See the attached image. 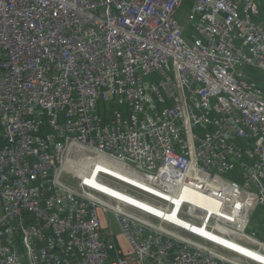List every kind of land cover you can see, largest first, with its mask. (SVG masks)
<instances>
[{"label": "built area", "instance_id": "2783aa9c", "mask_svg": "<svg viewBox=\"0 0 264 264\" xmlns=\"http://www.w3.org/2000/svg\"><path fill=\"white\" fill-rule=\"evenodd\" d=\"M184 1L55 0L62 264H239L88 179L64 181L74 148L133 172L138 201L264 243L247 220L264 212V0H188V30ZM48 34L46 0H0V264L26 249L53 264Z\"/></svg>", "mask_w": 264, "mask_h": 264}, {"label": "rangeland", "instance_id": "374dc122", "mask_svg": "<svg viewBox=\"0 0 264 264\" xmlns=\"http://www.w3.org/2000/svg\"><path fill=\"white\" fill-rule=\"evenodd\" d=\"M190 10V2L185 0L176 15L180 25L184 26L186 30H188L190 27V22L188 19H186L191 14ZM192 19L195 20L194 17H192ZM255 78L258 83L261 84L263 82V78L258 73H255ZM73 154L74 156L69 157V161L66 164H68L67 168H70L72 174L74 175L70 177L65 176L63 178L64 181L76 185L80 180V183H84L86 179H88L90 183L93 184V186L103 190L104 192H107L111 197H116L125 203L129 202L130 204L137 206L148 213L154 214L156 217H159L166 222L169 221L174 225L182 226V229H184L186 232H190L186 235L187 237L193 241L202 243L207 249L217 251L218 253H223L226 257H230L233 261H236L239 264H264V243L254 242L255 246L257 247L245 246L239 242L237 243L229 239L227 240L225 238H221L222 236L216 235L209 230H204L203 228L200 229L198 227L192 226L188 222L186 223L182 220L180 221L178 218L174 217V213H172V215L169 213L164 214L162 211L155 209L153 205L141 202L142 200H137L141 199V196L138 195L139 192L136 190V187L139 184V179L133 172L123 169L120 166L114 165L113 163L106 160L105 165L103 163H99V161H102L101 159L85 151L74 150ZM59 172L60 164L58 171V184H60ZM166 197L167 200L174 203V211H176V207L179 206L180 202L176 199H172L171 196ZM105 201L108 202L107 199ZM193 202L195 201L193 200ZM99 220L100 223H102L103 230H108L111 232L118 246L122 250L127 248L129 250L128 245L123 241V238L120 234L114 214L110 211H107L105 217H103L101 214L99 215ZM247 220L250 222L248 228L260 223H264V212L262 210L255 212L249 211ZM192 233L201 237L202 240L200 241L194 237L195 235L192 236ZM111 255L113 254H110L106 264H108L113 258Z\"/></svg>", "mask_w": 264, "mask_h": 264}, {"label": "bare ground", "instance_id": "6f19581e", "mask_svg": "<svg viewBox=\"0 0 264 264\" xmlns=\"http://www.w3.org/2000/svg\"><path fill=\"white\" fill-rule=\"evenodd\" d=\"M46 2H47V22L49 26V34H48L47 42H48V63H49V68H50L48 83H49V103H50V108H51V115H50L49 123H50V143L52 147V155H51L50 163H51V184H52V189H53V196H52V201H51L52 224H53V229H54V236H53V242H52L53 244V264H62V261H61L62 224L60 221L61 185L58 184L60 143L58 140L59 103L57 100L58 63L56 60V51H57V43H56L57 22L55 19L56 2L55 0H46ZM74 150H81V149L74 148L72 149V152ZM81 151H84V150H81ZM17 264H39V260L37 257H29L28 259L27 249L19 250Z\"/></svg>", "mask_w": 264, "mask_h": 264}, {"label": "crops", "instance_id": "0c3cea01", "mask_svg": "<svg viewBox=\"0 0 264 264\" xmlns=\"http://www.w3.org/2000/svg\"><path fill=\"white\" fill-rule=\"evenodd\" d=\"M260 17H261V20L263 21L264 20V8H263V10H261V16ZM128 251H129L128 248L123 250L124 253H127ZM108 264H114L113 258L111 259V261Z\"/></svg>", "mask_w": 264, "mask_h": 264}]
</instances>
